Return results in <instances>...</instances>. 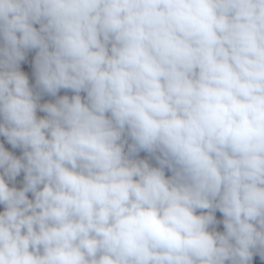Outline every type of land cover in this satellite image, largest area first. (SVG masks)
<instances>
[{
  "label": "clouds",
  "instance_id": "9594fccd",
  "mask_svg": "<svg viewBox=\"0 0 264 264\" xmlns=\"http://www.w3.org/2000/svg\"><path fill=\"white\" fill-rule=\"evenodd\" d=\"M0 36V264L264 259V0H0Z\"/></svg>",
  "mask_w": 264,
  "mask_h": 264
}]
</instances>
